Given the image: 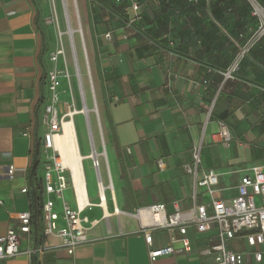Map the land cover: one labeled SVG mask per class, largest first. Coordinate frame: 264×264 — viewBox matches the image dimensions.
<instances>
[{
    "label": "crops",
    "instance_id": "crops-1",
    "mask_svg": "<svg viewBox=\"0 0 264 264\" xmlns=\"http://www.w3.org/2000/svg\"><path fill=\"white\" fill-rule=\"evenodd\" d=\"M113 2L119 16L98 2L102 8L94 11L87 0H80L102 112V129L97 114H89L99 171L90 157L91 145L90 151L82 154L83 167L84 160H90L97 178L99 201H94L84 167L91 206L83 215L90 219L88 236L95 241L82 245L74 255L63 248L37 254V264H209L213 259L202 255L200 248L215 231L200 234L190 227L192 252L152 261L140 220L124 212L136 213L155 203H166L172 211L174 201L189 211L195 180L186 168L193 164L192 148L199 143L201 167L219 174V198L237 196L241 178L253 166L264 168V39L244 53L234 78L227 79L224 73L238 61L236 57L229 67L242 43L235 31L239 20L200 19V34H183L186 43L176 48L172 33L161 31L158 20L147 19L142 28L138 21L143 11L142 18L135 20L127 3ZM107 13L117 18L105 16ZM37 14L34 0H0V236L18 226L17 212L31 210V194L22 189L30 188L27 176L36 140L42 137L43 141L46 132L47 100L39 106L44 92L48 99L43 63L52 67L51 34L47 27L50 49L44 56V25H39ZM161 18L171 29L173 20ZM204 24L226 29L213 28L207 33ZM108 32L113 33V39L106 38ZM193 37H200V48L187 44ZM221 122L231 132L230 147L220 136ZM9 165L16 168L12 178L4 175ZM197 191L199 203L210 201L204 188ZM53 199L63 225V201ZM65 200L77 210L73 184L65 192ZM153 235L154 247L169 245V233L155 231ZM20 237L23 251L59 243L41 231L38 242L36 231ZM240 249L246 252L245 264H264L254 259L245 242ZM32 258L23 253L0 260V264H33Z\"/></svg>",
    "mask_w": 264,
    "mask_h": 264
},
{
    "label": "built area",
    "instance_id": "built-area-1",
    "mask_svg": "<svg viewBox=\"0 0 264 264\" xmlns=\"http://www.w3.org/2000/svg\"><path fill=\"white\" fill-rule=\"evenodd\" d=\"M96 1V0H90ZM168 3L171 0H164ZM192 4L200 0H188ZM252 14L260 18V30L258 38L264 36V7L259 0H249ZM97 2V1H96ZM119 3H127V10L132 9L135 20L142 18V0H116ZM73 36V35H71ZM111 40V33L106 34ZM73 40V37H72ZM256 41V40H255ZM74 42V40L72 41ZM246 52V51H245ZM60 51L50 52V61L54 64L48 73V99L45 106L46 132L42 141V153L44 159L43 167V202L40 207L42 235L54 237L59 240L53 246H43L38 249L21 248V234H32L34 231V218L31 210L17 212L16 218L19 222L17 227H10L7 233L0 236V260L10 259L20 254H43L49 250L59 248L65 249L69 255H74L76 250L84 244L95 241L88 236L90 219L83 215L84 209L91 206L89 202L81 205L76 188L77 210H74L65 200V192L74 185L71 170L60 161V151L56 148L55 137L62 131V123L58 116L57 105L60 102V88L62 85L61 71L56 67L60 58ZM239 69V60L236 61L224 74L227 79L234 78ZM79 71V76L80 70ZM90 121L88 122V126ZM90 130V127H88ZM90 155L93 165L99 171L100 163L91 131ZM28 135V132L26 133ZM223 144L230 147L232 135L228 127L221 122ZM193 164L186 168L187 172L194 177L195 190L191 197L192 206L189 211H183L178 201L172 203L173 210L169 211L166 203H155L141 207L136 213L124 212L137 217L140 220L141 232L146 238L150 248L149 256L152 261L160 257L185 254L193 251L192 240L189 236L190 227H194L200 234L215 231L209 238V242L200 248V253L211 257L213 261L209 264H245L246 252L241 250L245 242L250 248V254L257 262L264 261V168L253 166L249 173L244 175L238 186L237 196L226 200L217 196L219 186V174L213 169H203L202 144H196L192 148ZM163 161H160L162 169ZM16 168L9 165L5 169V176L12 178ZM101 186V183H100ZM75 187V186H74ZM198 188H204L210 196L208 203L198 202ZM28 193L27 187L22 189ZM56 197L63 201V221L60 223L61 215L56 210ZM259 198V202H257ZM155 231H164L170 235L169 245L154 247ZM175 243H180L179 247Z\"/></svg>",
    "mask_w": 264,
    "mask_h": 264
},
{
    "label": "rangeland",
    "instance_id": "rangeland-1",
    "mask_svg": "<svg viewBox=\"0 0 264 264\" xmlns=\"http://www.w3.org/2000/svg\"><path fill=\"white\" fill-rule=\"evenodd\" d=\"M45 7V20L51 34V52L60 51V58L56 67L61 71L62 86L60 88V102L57 105L59 119L65 120L71 118V111H82L83 102H86L89 110L88 116H98L100 129H102V112L99 104V96L97 90L96 78L93 69V59L86 37L85 25L83 20V12L80 0H42ZM91 4L94 11L98 7L102 8L96 1L87 0ZM114 4L113 0H106ZM264 7V0H259ZM143 18L138 21V26H144V22L148 19L151 22L159 21L162 25L159 26L161 31L166 30L172 33V46L180 48L184 38L182 35L189 32L200 34V19H230L239 20V24L235 26V31L239 34V39L242 40L239 50L233 57V64L236 57L239 60L246 52L252 51L258 43L264 39V36L258 38L260 30V18L252 14V7L249 0H211L209 2H199L192 4L188 0H172L170 3L164 0H142ZM117 6V5H116ZM126 16L127 12L123 7L117 6ZM123 8V9H122ZM107 17L117 18L115 15L107 13ZM110 14V15H109ZM132 14L134 15L133 11ZM128 16V15H127ZM169 17L173 20L171 29L164 24L161 17ZM160 18V20H159ZM219 21V20H218ZM211 22V20H210ZM207 30V33L213 32V28L225 30L223 25H202ZM228 27V26H227ZM232 28V26H230ZM236 28L238 30H236ZM74 32L70 33L69 30ZM146 30V29H145ZM73 34V36H71ZM112 39L113 33H111ZM72 37L74 42H72ZM256 40V41H255ZM187 44L200 48V37H193ZM199 46V47H198ZM238 54V56H236ZM51 63V62H50ZM54 66L53 63H51ZM81 76H79V71ZM90 80V81H89ZM90 85L91 88H90ZM92 89V90H91ZM93 109V111L91 110ZM101 115V116H100ZM84 113H78L73 116L76 126L77 137L79 138L82 154H87L90 151V135ZM92 125V123H91ZM43 132V131H42ZM61 133V132H60ZM104 153L106 154L105 141L103 139ZM111 165H113V160ZM202 166V164H201ZM44 159L41 163V174H43ZM84 167L88 181V187L91 197L94 201H99L97 190V178L94 169L91 167L90 160H84ZM110 188L112 186L110 185ZM229 194V192H228ZM69 199V193L67 194ZM259 198L257 202H259ZM113 205V201L111 202Z\"/></svg>",
    "mask_w": 264,
    "mask_h": 264
},
{
    "label": "trees",
    "instance_id": "trees-1",
    "mask_svg": "<svg viewBox=\"0 0 264 264\" xmlns=\"http://www.w3.org/2000/svg\"><path fill=\"white\" fill-rule=\"evenodd\" d=\"M101 6H103L104 8H106L109 12L118 15V13L116 12V7L112 4L107 3L105 0H96ZM35 4L37 5V9H38V14H37V19H38V23L39 25L43 24L44 28L41 29L42 35L44 37V52L43 55L45 56L50 49V45H49V34L47 32V23L45 20V10L41 4V2L39 0H34ZM119 16V15H118ZM40 28V26H39ZM164 45L166 44V41L162 42ZM44 65V86H45V82L48 81V73L50 70V66L49 65ZM47 100V97L45 95V92L43 93V96L41 98L40 101V106L41 107L44 102ZM38 124L39 126H42V119L39 118V114H38ZM43 161V153H42V137H38L36 140V145H35V151H34V162L33 165L31 167V169L28 172V184L29 187V193L31 194V198H32V207H31V211L33 213V218H34V231H36V237H37V242L39 240V234L40 231L42 232V224H41V212H40V207L42 205L43 202V193H44V184H43V177L41 174V163ZM33 264H37V254L33 255Z\"/></svg>",
    "mask_w": 264,
    "mask_h": 264
},
{
    "label": "bare ground",
    "instance_id": "bare-ground-1",
    "mask_svg": "<svg viewBox=\"0 0 264 264\" xmlns=\"http://www.w3.org/2000/svg\"><path fill=\"white\" fill-rule=\"evenodd\" d=\"M69 32L73 33L74 30L70 29ZM81 112L86 115L87 123L89 122V110L87 108L86 102L84 101L82 111H71L69 113L71 118L65 119L63 121L62 131L60 134L56 135L55 144L56 148L60 151V161L72 172L78 200L81 205H84L88 200L87 184L83 167V155L80 151L76 126L73 119L75 114ZM117 212H119V210H117Z\"/></svg>",
    "mask_w": 264,
    "mask_h": 264
}]
</instances>
